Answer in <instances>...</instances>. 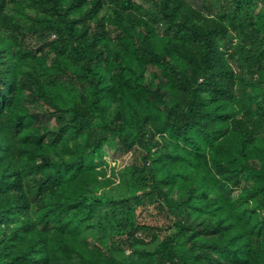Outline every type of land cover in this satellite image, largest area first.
I'll list each match as a JSON object with an SVG mask.
<instances>
[{
	"label": "trees",
	"instance_id": "1",
	"mask_svg": "<svg viewBox=\"0 0 264 264\" xmlns=\"http://www.w3.org/2000/svg\"><path fill=\"white\" fill-rule=\"evenodd\" d=\"M263 3L0 0V264H264Z\"/></svg>",
	"mask_w": 264,
	"mask_h": 264
},
{
	"label": "rangeland",
	"instance_id": "2",
	"mask_svg": "<svg viewBox=\"0 0 264 264\" xmlns=\"http://www.w3.org/2000/svg\"><path fill=\"white\" fill-rule=\"evenodd\" d=\"M264 5V3H263ZM109 12V10H108ZM148 77V76H147ZM27 106H29L33 110H38L40 112L43 111V107L39 104H36L34 102H27ZM48 125L50 127L53 126V123L49 122ZM114 150L110 148L109 145L105 147V159H104V166L103 170L106 172V174L114 180V185L106 189L104 191L98 192V194H103L105 196H110L112 198H121L127 194L126 188L124 185V178H123V168L130 164V154L126 155H114ZM89 236V243L93 244L95 243V236L87 233ZM153 248L154 246H146V248ZM126 255H124L122 258L125 259Z\"/></svg>",
	"mask_w": 264,
	"mask_h": 264
}]
</instances>
